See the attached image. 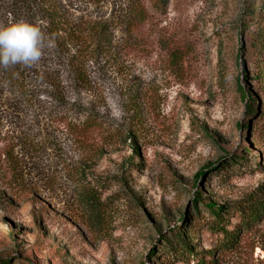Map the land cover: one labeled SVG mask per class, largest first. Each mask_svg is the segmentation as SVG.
I'll return each mask as SVG.
<instances>
[{
  "label": "rangeland",
  "instance_id": "1",
  "mask_svg": "<svg viewBox=\"0 0 264 264\" xmlns=\"http://www.w3.org/2000/svg\"><path fill=\"white\" fill-rule=\"evenodd\" d=\"M54 1L67 23L56 39L37 1L0 0V27L39 24L45 36L26 92L0 74V264H264V220L225 249L206 209L238 227L230 208L264 183L247 0H170L135 34L123 0ZM175 47L185 61L173 65ZM91 120L95 138L78 130ZM175 226L191 256L168 248Z\"/></svg>",
  "mask_w": 264,
  "mask_h": 264
},
{
  "label": "trees",
  "instance_id": "2",
  "mask_svg": "<svg viewBox=\"0 0 264 264\" xmlns=\"http://www.w3.org/2000/svg\"><path fill=\"white\" fill-rule=\"evenodd\" d=\"M39 5L40 13L36 16L38 21H43L46 27H51L54 32L55 39L60 38L62 35L58 36L67 26L64 21V17L59 11V7L56 6L54 0H35ZM247 1H251L248 4ZM245 1L243 16L248 21H254L256 23L257 29L250 31L246 37L248 45L250 48L255 50L254 61L255 63V73L254 78H261L260 81L264 79V0H247ZM125 5V12L121 18V25L128 34H135L141 31L144 25L147 23L151 15L162 16L166 14L170 0H123ZM31 10V9H30ZM29 11V10H28ZM247 27V26H246ZM247 29L240 31V43L241 52L244 50L243 42H245V32ZM68 32V31H67ZM68 35V34H66ZM59 40V39H58ZM178 48H173L169 51L168 55L171 57L172 64L175 65L178 62L185 61V55L183 53L177 52ZM246 60V58H244ZM246 65V62H245ZM247 68V67H246ZM30 67L23 65L9 66L8 68H0V74H4L7 82L10 84L11 88H14L16 92H26V75L25 72L29 70ZM253 79V78H252ZM244 86L239 87V94L241 99L249 102V116H253L256 113L254 109L255 101L247 93V89ZM140 92L137 90L136 94ZM259 117L264 119V111L259 113ZM1 126V123H0ZM242 126V125H241ZM247 128V124L244 126ZM80 133L85 137L95 138L98 136L99 128L95 120L86 122L83 126L78 128ZM135 155L138 154L137 149L132 147ZM131 161V157L128 162ZM223 159L220 161L222 163ZM203 177V173L200 172L196 178L198 181ZM88 186L91 184H87ZM85 197L88 203H93L94 192L92 187L89 189L85 188ZM211 216L214 218V223L210 226L213 232L218 233L219 236V246L225 249H229L234 245L236 241V235L242 230H248L252 228L257 223L264 220V183L261 184L254 192L246 196L245 198L234 202L233 207L230 208L232 215L237 218V226L233 229L228 230L225 226L223 219V213H221L220 207H215L210 205L206 208ZM184 218L181 222L183 223ZM180 228L175 226L170 230V235L175 244L174 247H168L172 253L177 252L178 256H191L192 252L188 247L185 240L180 235ZM168 243V241H165ZM4 260L1 263H5ZM195 264H209L205 263L203 258L199 257ZM212 264V263H211Z\"/></svg>",
  "mask_w": 264,
  "mask_h": 264
},
{
  "label": "clouds",
  "instance_id": "3",
  "mask_svg": "<svg viewBox=\"0 0 264 264\" xmlns=\"http://www.w3.org/2000/svg\"><path fill=\"white\" fill-rule=\"evenodd\" d=\"M48 41V46H51ZM45 47V36L39 24L24 21L0 27V68L14 65L31 67L38 62Z\"/></svg>",
  "mask_w": 264,
  "mask_h": 264
}]
</instances>
